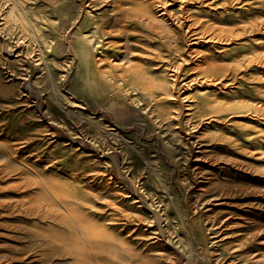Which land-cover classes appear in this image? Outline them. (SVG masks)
<instances>
[{"label": "rangeland", "instance_id": "obj_1", "mask_svg": "<svg viewBox=\"0 0 264 264\" xmlns=\"http://www.w3.org/2000/svg\"><path fill=\"white\" fill-rule=\"evenodd\" d=\"M121 1L0 0V264H48L30 207L70 192L159 264H263L264 0ZM144 3L172 34L137 22ZM189 15L229 40L176 69Z\"/></svg>", "mask_w": 264, "mask_h": 264}, {"label": "bare ground", "instance_id": "obj_2", "mask_svg": "<svg viewBox=\"0 0 264 264\" xmlns=\"http://www.w3.org/2000/svg\"><path fill=\"white\" fill-rule=\"evenodd\" d=\"M172 1L173 3L180 2L181 5L187 4L188 0ZM196 1H200V3L202 2L203 4H207L209 6L214 3V0ZM114 3V11L116 13H120L122 1L114 0ZM153 3H155V0H153ZM143 5L144 6H140L139 8L134 10V12L136 13L135 15L137 22L144 28L150 30L157 29L161 35L166 33L172 34V31L174 30L171 28H169V30H166L162 26L161 21H177L178 15L172 13L171 10L164 5L163 8H161V14L164 15V17L168 16V19H165L166 17L161 19L153 14V11L151 9L152 7L149 6L150 4L144 3ZM181 10H183V8H181ZM183 20H185V26L187 28L185 29L183 27L184 30L182 31L186 33V37H190L188 39V42H190V51L188 52L187 58H181V61L178 62V65H176V69H179L181 63L184 61L187 63H192L195 59L196 54L198 55L202 53L200 54L201 56L204 54L200 49L197 48V45L202 40L215 43L227 42V40H229V32L223 27H220L216 23V21L206 22L201 19H195L193 15L184 16ZM182 22L183 21H180L179 24H181ZM166 44H169V42ZM97 59L98 61L102 60L100 58ZM97 59H95V63H97ZM200 60V63L196 62L195 64L203 73H200L199 75L200 77H202L201 81L207 83L208 85H217L218 82L215 80L214 76L217 74L216 70H218V67L222 68L223 66L218 63L216 64L210 57L207 56L205 58H201ZM111 62L112 61H110V63ZM112 64L115 65L114 63ZM110 77L111 76L106 74H100V78L102 79V81L111 85L112 81ZM119 78L124 79L125 77ZM0 90L6 92V86L3 85L1 81ZM96 196L98 195L96 194ZM86 197H84L82 194L70 192L69 197L65 201H62L57 205L54 203L52 204V206L48 205L47 208H45L43 205L37 203L30 207L31 213L35 214L38 219L45 220L47 218L51 221L43 227L39 225L35 226V230L32 233V239L38 242L39 244H37L40 245V247H38V249L36 250L38 251V253L34 255V259L42 260V262H48V264H159V262L157 260H154L151 255L143 254L141 251L138 252L137 250H135V246L125 239L126 236H120L119 232L115 231L112 228V225H115L118 222V220L116 221V218L107 217L104 218L105 221H99L96 218L95 213L93 212L99 208L94 207L91 204L90 200L86 199ZM113 208L116 209V207ZM99 211L103 212L105 210ZM124 214L126 216L124 217V219H126L127 221H141V219L139 218L132 217L131 213L126 212ZM137 224L139 225V223ZM155 233V236H159L157 232ZM261 261L264 264L263 257Z\"/></svg>", "mask_w": 264, "mask_h": 264}]
</instances>
